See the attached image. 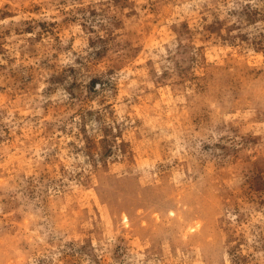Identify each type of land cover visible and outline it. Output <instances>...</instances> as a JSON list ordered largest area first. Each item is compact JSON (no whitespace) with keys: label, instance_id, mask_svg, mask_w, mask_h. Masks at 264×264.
<instances>
[{"label":"rangeland","instance_id":"rangeland-1","mask_svg":"<svg viewBox=\"0 0 264 264\" xmlns=\"http://www.w3.org/2000/svg\"><path fill=\"white\" fill-rule=\"evenodd\" d=\"M0 264H264V0H0Z\"/></svg>","mask_w":264,"mask_h":264}]
</instances>
